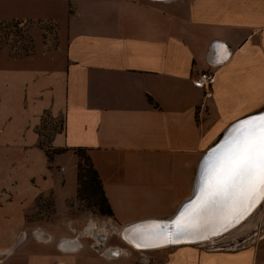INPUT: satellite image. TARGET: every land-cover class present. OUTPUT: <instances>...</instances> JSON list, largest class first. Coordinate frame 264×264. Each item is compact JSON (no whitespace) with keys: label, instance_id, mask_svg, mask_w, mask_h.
Listing matches in <instances>:
<instances>
[{"label":"crops","instance_id":"crops-1","mask_svg":"<svg viewBox=\"0 0 264 264\" xmlns=\"http://www.w3.org/2000/svg\"><path fill=\"white\" fill-rule=\"evenodd\" d=\"M13 20L33 25L34 50L0 52V264H264V245L140 251L100 237L172 217L224 126L264 103V0H0V22ZM203 71L216 74L208 91L193 85ZM45 116L63 122L46 142ZM79 147L113 212L97 223L66 219ZM44 194L55 219L34 226Z\"/></svg>","mask_w":264,"mask_h":264},{"label":"snow or ice","instance_id":"snow-or-ice-1","mask_svg":"<svg viewBox=\"0 0 264 264\" xmlns=\"http://www.w3.org/2000/svg\"><path fill=\"white\" fill-rule=\"evenodd\" d=\"M199 181L196 199L171 221L170 230L163 225H154L155 231L135 230L137 247L157 246L140 242L149 238L176 243L182 237L215 233L219 227L226 230L264 201V112L230 126L203 157Z\"/></svg>","mask_w":264,"mask_h":264},{"label":"rangeland","instance_id":"rangeland-1","mask_svg":"<svg viewBox=\"0 0 264 264\" xmlns=\"http://www.w3.org/2000/svg\"><path fill=\"white\" fill-rule=\"evenodd\" d=\"M32 27V24L24 23L23 27H18V29H21L20 33H18L17 29L13 28V26H8V28L0 27L1 47L5 50L10 51L11 53L17 50L16 46L19 47L20 45L31 49L33 43L30 35V29ZM40 28V32L44 36L45 40L50 41L51 45H53L55 40L54 26L52 24H43L40 25ZM5 32H10L11 35L8 36L7 34H3ZM241 107H243V109H246V107H250V104L249 102H244ZM261 110H264V103L252 112H258ZM235 119H230L227 123L229 124L230 122L235 121ZM205 121L207 123L208 121H210V118H207ZM210 123L214 122L211 121ZM58 128H63L62 121L54 122V120L50 116H45L42 127L40 128V132L44 137L43 141L46 142L50 140L51 137L55 135L56 131H58ZM227 128L225 129L224 126L214 142L216 140L218 141L223 136ZM90 196L92 195H90L89 192H86L84 194H81L75 201L69 203V209L66 219L76 220L77 222L81 223V225L87 222L97 223L101 215L98 213L97 203L95 202L94 198L91 199L92 197L90 198ZM53 200L54 199L52 194H44L43 196L39 197L36 200L35 206L32 209H29L28 213L26 214L28 223L34 226H41L46 224L47 222H52L55 219V208L53 205ZM90 234L91 237H94V235H96L93 233ZM100 235H102L100 236L101 238H104L106 241L108 240V244H112L113 240H116V238H120L118 230H101ZM202 245L200 246L209 250L227 251H236L246 247H257L259 245H264V201L261 206L258 207L257 210H255L252 215L240 226L238 225L221 238L216 239L212 242V244L207 243Z\"/></svg>","mask_w":264,"mask_h":264},{"label":"water","instance_id":"water-1","mask_svg":"<svg viewBox=\"0 0 264 264\" xmlns=\"http://www.w3.org/2000/svg\"><path fill=\"white\" fill-rule=\"evenodd\" d=\"M261 112H264V110L263 111H260V112H257L255 114H259ZM252 115H254V114H252ZM249 116H251V115H249ZM249 116H247V117H249ZM242 119H244V118H242ZM242 119H240V120H242ZM229 128L225 131V133L219 139L218 142H220L227 135V131L229 130ZM217 143H215V145ZM215 145H213L212 147H214ZM205 154H204V156H205ZM203 157L201 159V162H200V165L198 167L197 174H196V177H195L192 196L190 198L186 199L179 206L177 212L172 217H170V218H164V219H158V218H156V219H146V220H142V221H138V222H135V223H131V224L125 225L123 227V229H122L121 238L127 244L133 246V244H132L133 242L132 241L136 242L135 241V236H134V233H135V230L136 229H139V230H142V231H146V232L147 231H155L156 229L154 228V225H163L166 229H169V230L171 229V221L174 220L178 215H180V213L184 212L186 210L187 206L190 205L191 202L196 199V196H197V194L199 192V188H200L199 178H200V175H201V164H202V161H203ZM262 203H263V201L259 202L247 215H245L243 218H241L238 222L234 220L232 222V224L229 227H227L226 230L224 228H222V227H219V228H217V231L215 233H213L212 231H206V232H204L202 234V236H187V237H182V238H180V240L178 241V243L179 244H183V243H198V242H201V241L210 240L212 238L222 237L225 234H227L229 231H231L232 229H234L235 227H237L238 225H240L241 223H243L248 217H250L252 215V213ZM140 242L141 243L155 244V245H157L156 246L157 248L164 247V246H169V243H167V242H165V241H163L161 239H158V238H149V239H146V240H143V241H140ZM173 244L174 245H177L176 243H172L170 245H173Z\"/></svg>","mask_w":264,"mask_h":264},{"label":"trees","instance_id":"trees-1","mask_svg":"<svg viewBox=\"0 0 264 264\" xmlns=\"http://www.w3.org/2000/svg\"><path fill=\"white\" fill-rule=\"evenodd\" d=\"M24 23L22 21L13 20V21H2L0 22V27L2 28H8V26H13V28H16L18 33H20L21 29H18L19 26H24ZM55 28V24H52ZM3 34H7L8 36L11 35L10 32H5ZM22 35V34H20ZM33 43V40H32ZM16 51L11 53L12 57H26L30 54H32L34 48L32 46L31 49H28V47L25 46H16ZM5 49L1 47L0 45V52L4 51ZM66 150H54L53 152L47 151V155L50 159H52L53 154H60L65 152ZM74 153L79 158L78 163V183H79V189H78V197L81 194H84L86 192H89L90 198L95 200L98 207V213L101 216L106 217H113V212L110 207V204L108 202V199L104 193L102 181L99 177V174L97 170L94 167V164L91 160L89 150L87 148H76L74 149ZM41 197V196H40ZM54 205V200H53ZM55 214V211H54Z\"/></svg>","mask_w":264,"mask_h":264},{"label":"built area","instance_id":"built-area-1","mask_svg":"<svg viewBox=\"0 0 264 264\" xmlns=\"http://www.w3.org/2000/svg\"><path fill=\"white\" fill-rule=\"evenodd\" d=\"M216 82V74L208 71L201 72L196 79L193 80V85L196 88L208 91L210 87ZM211 94L207 92V96Z\"/></svg>","mask_w":264,"mask_h":264},{"label":"bare ground","instance_id":"bare-ground-1","mask_svg":"<svg viewBox=\"0 0 264 264\" xmlns=\"http://www.w3.org/2000/svg\"><path fill=\"white\" fill-rule=\"evenodd\" d=\"M228 128H229V127H228ZM218 141H219V140H218ZM214 145H215V144H214ZM206 152H207V151H206ZM206 152H205V153H206ZM203 156H204V154H203ZM203 156H202V157H203ZM260 206H261V205H260ZM260 206H259V207H260ZM256 210H257V209H256ZM173 215H174V214H173ZM173 215H172V216H173ZM248 218H249V217H248ZM248 218H247V219H248ZM247 219H246V220H247ZM241 224H242V223H241ZM241 224H240V225H241ZM240 225H239V226H240ZM123 227H124V226H123ZM123 227H122V228L120 229V231H119V235H120V237H121V234H122V229H123ZM219 238H221V237L212 238V239H210V240H207V241H201V242H198V243H183V244H179L178 242H176L177 245H174V244H173V245H174V246H178V245H202V244H207V243H208V244H210V243L212 244L213 241H215L216 239H219ZM121 239H122V238H121ZM122 240H123V239H122ZM123 241H124V240H123ZM124 242H125V241H124ZM132 242H133L132 244H133L134 247L131 246V245H129V244H127L126 242H125V243H126V245H127L129 248H132L133 250H140V251H152V250H158V249H163V248H168V247H172V246H173V245H170V244H172L171 242H167V243H169V246H164V247H159V248H157L156 246H150V247H137V246H136V242H134V241H132ZM64 246H65V245H64ZM202 246H203V245H202ZM120 251H121V250H120Z\"/></svg>","mask_w":264,"mask_h":264}]
</instances>
